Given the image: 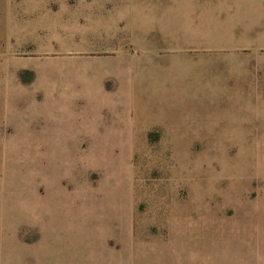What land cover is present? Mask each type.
I'll use <instances>...</instances> for the list:
<instances>
[{
  "label": "rangeland",
  "instance_id": "1",
  "mask_svg": "<svg viewBox=\"0 0 264 264\" xmlns=\"http://www.w3.org/2000/svg\"><path fill=\"white\" fill-rule=\"evenodd\" d=\"M8 1L0 0V245L10 247L8 229L25 220L18 210L50 193L68 202L84 168L103 166L117 139L103 132L92 159L86 140L39 146L35 99L57 93L34 79L33 64L122 60L138 82L129 138L138 148L128 159L133 195L122 194L121 159H109L120 168L116 203L132 196L137 210L180 209L186 237H201L185 264H264V0H43L47 16L42 0ZM75 13L89 19L88 42ZM101 80L110 89L112 79ZM50 158L54 166L41 161ZM98 172L87 170L91 189L105 187ZM3 260L15 257L0 251Z\"/></svg>",
  "mask_w": 264,
  "mask_h": 264
},
{
  "label": "crops",
  "instance_id": "2",
  "mask_svg": "<svg viewBox=\"0 0 264 264\" xmlns=\"http://www.w3.org/2000/svg\"><path fill=\"white\" fill-rule=\"evenodd\" d=\"M80 1L74 3H88V0ZM47 2L42 0V6L37 9L41 12H35L46 16L50 14L52 7L45 5ZM68 10L84 12V7H70ZM38 13H35L36 17ZM75 14L77 19L82 20L81 36L88 42L89 31L84 24L85 21L88 24L89 19ZM68 20L72 22L73 18ZM263 23L264 19H257V26ZM41 31V27L36 28L35 33L40 34ZM82 48L88 51L86 45H82ZM82 59L60 63L36 61L33 64L34 79L38 83L49 84L50 93L52 90L57 93L56 96L42 94L35 99L32 111L35 125H38L36 120L43 123L40 126L42 129L38 130L39 146L72 147L69 145L86 140L89 142L87 148L91 149L89 159H92L93 149L101 144L102 133H115L117 139L113 141L114 149L111 148L109 154L112 158L107 156L103 166L88 163L80 174L82 187L76 189L70 195L72 197L66 195L68 202L59 203V195L50 193L51 200L45 201L49 203L40 202L32 209L18 210L27 213L23 214L25 220L17 221L13 228L8 229L12 245H0V251L13 254V264H185L184 255L187 250H198L191 246L196 244L195 241L200 242L201 237H186L187 230L180 209L165 205L137 210L132 196L126 204L118 205L117 194L112 189V182L116 179L113 175L120 168L114 165V160L109 159H121V185L125 186L122 194H126L124 189L127 192L132 190L129 195H133L134 191L128 159L138 148L129 139L135 122L133 113L137 112L138 82L133 81L128 70H124L122 60L91 63L89 59ZM102 77L112 79L110 89L103 86ZM93 82L98 92L88 95ZM121 86H124L122 90ZM63 89L72 92L62 96L60 91ZM9 101L10 96L8 104ZM17 110L13 113L20 112ZM145 131L141 132L143 142ZM41 161L55 165L54 158ZM91 168L99 170L100 183L104 188L91 189L89 186L87 170ZM62 192L57 190L61 195ZM117 202L120 203L119 200ZM139 217L143 218L141 222L137 219ZM197 232L200 233V230ZM23 233L31 238H22ZM8 261L3 260L0 264H10Z\"/></svg>",
  "mask_w": 264,
  "mask_h": 264
}]
</instances>
